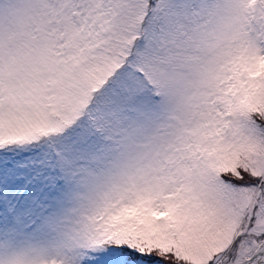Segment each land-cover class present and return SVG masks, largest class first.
I'll use <instances>...</instances> for the list:
<instances>
[{"label":"snow or ice","instance_id":"1","mask_svg":"<svg viewBox=\"0 0 264 264\" xmlns=\"http://www.w3.org/2000/svg\"><path fill=\"white\" fill-rule=\"evenodd\" d=\"M0 264H264V0H0Z\"/></svg>","mask_w":264,"mask_h":264}]
</instances>
